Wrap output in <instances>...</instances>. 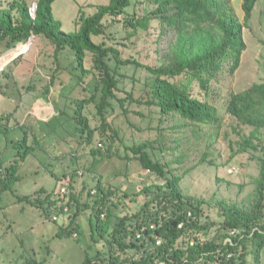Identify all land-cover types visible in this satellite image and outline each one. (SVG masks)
Returning a JSON list of instances; mask_svg holds the SVG:
<instances>
[{
  "label": "rangeland",
  "instance_id": "obj_1",
  "mask_svg": "<svg viewBox=\"0 0 264 264\" xmlns=\"http://www.w3.org/2000/svg\"><path fill=\"white\" fill-rule=\"evenodd\" d=\"M26 1L33 7L37 0ZM108 2L57 0L52 5V11L62 30L73 33L76 31L75 19L80 12L92 14L97 6ZM232 4L243 23L242 0H232ZM5 6L6 3L0 7ZM152 8L150 0H132L126 16L142 17ZM126 19L119 17L110 23L106 28V38L95 40H105L109 46L120 51L123 59H134L148 66L159 65L151 44L156 36L154 26L150 25L146 34L140 33V38L126 40V32L131 29L127 27ZM243 39L246 49L233 76H229L224 68L218 80L211 82L208 95L199 88L198 82L194 81L190 86L195 98L216 109L219 124L195 123L192 128L187 126L174 134H166L179 140L180 147L174 157L183 153L182 163L170 165L175 160L173 155L169 152L161 154L157 149L150 150L153 160L162 165L168 164L163 166L165 175L168 178L174 175L179 179L178 188L182 194L201 203L200 223L212 225V231L233 210L250 211L255 203L257 180L264 160V130H260L261 142L256 151L239 153L238 145L253 128L229 116L226 108L232 92L239 93L253 84L264 83V0L256 2L252 17L244 27ZM5 49L0 45V175H4L3 169L12 164L16 154L24 151L21 145L25 135L28 136L31 153L16 173L18 180L13 188L0 194V264H24L27 259L43 264H82L86 255L93 256L107 250L106 239L109 236L101 238L97 233L91 208L94 196H88L95 190L99 177L103 186L113 192L107 204L112 212V225L119 217L136 213L144 201L155 196L154 193L145 195L144 189L151 185H165V179L143 169L134 155L126 150L155 138L157 116L152 108L135 103L129 104L125 116L113 100L114 110L106 122L110 131H102L103 136L96 133L90 145L85 139L81 142L72 117L77 100L90 94L83 82L87 81L86 86L91 91L94 79L91 76L83 81L78 79L81 71L74 51L66 48L57 55L43 36ZM19 56L22 58L12 63ZM58 66L66 70L58 75L47 92L49 77ZM86 66L89 68V60ZM119 73L127 77L121 85L124 92L132 91L135 97L140 96L146 79L145 71L128 65L120 67ZM29 87L36 88L27 91ZM124 92L117 93V96L124 98ZM41 105L42 112L38 113L36 107ZM84 115L91 128L101 125L93 105L85 107ZM111 133H115L116 138H111ZM18 143L21 144L16 147ZM254 143L257 145L258 141ZM97 146L102 152L109 147L110 154L96 162L91 149ZM73 171H77L74 183L71 189L68 185L65 188L81 204L76 219L77 238L57 235L60 226H68V216L59 214L58 221L48 220L38 206L31 204L46 193L58 190V180ZM41 190L44 192L41 193ZM72 206L74 210L75 203ZM262 213L261 221L264 222V207ZM247 261L253 264L251 256L247 257ZM260 264H264V249Z\"/></svg>",
  "mask_w": 264,
  "mask_h": 264
},
{
  "label": "trees",
  "instance_id": "obj_2",
  "mask_svg": "<svg viewBox=\"0 0 264 264\" xmlns=\"http://www.w3.org/2000/svg\"><path fill=\"white\" fill-rule=\"evenodd\" d=\"M55 1L37 0L33 15V7L26 0H0V6L6 3L5 7H0V45L8 50L17 43L25 44L32 37L35 39L43 36L57 55L66 48L74 51L81 71L78 79L83 81L87 76L94 79L91 91L86 86L87 81L83 82L90 94L77 100L76 112L72 117L79 134L78 139L81 142L85 139L88 145L92 144L96 133L103 136L102 131H110L106 122L114 110L113 100L125 116L131 103L152 108L157 116L155 138L126 150L134 155L143 169L166 180L165 185H151L144 189L145 195L154 193L155 196L144 201L136 213L119 217L112 225V212L107 204L113 192L103 186L99 177L94 193L92 191L88 196H94L91 208L97 233L101 238L109 236L106 239L107 250L93 256L86 255L82 264H248V256L252 257L253 264H260L264 249V222L261 221L264 207V160L251 210H233L212 231V225L200 223L201 203L183 195L178 188L179 179L174 175L171 178L165 175L163 166L168 164L162 165L153 160L150 153V150L157 149L161 154L169 152L174 157L180 143L177 138L167 137L168 132L174 134L176 130H183L187 126L192 128L195 123L219 124L216 109L195 98L190 86L196 81L199 88L208 95L211 82L218 80L224 68L229 76L234 75L246 49L244 27L251 19L258 0H242L243 23L234 10L232 0H150L153 8L142 17L126 16L132 0H109L106 5L97 6L92 14L80 12L75 19L76 31L73 33L64 32L55 19L52 11ZM119 17L129 18L126 19V25L131 29L126 32V40L138 39L140 33L146 34L150 25L154 26L156 36L151 44L159 65L148 66L134 59H123L120 51L109 46L105 40H95L105 39L106 28ZM21 58L13 59L12 63ZM88 60L89 68L86 66ZM128 65L143 69L146 73L142 93L138 97L132 91L125 93L121 87L127 77L119 73V68ZM65 70L62 66L55 69L49 77L47 92ZM35 88L29 87L27 91ZM122 92L125 97L119 98L117 93ZM90 105L94 106L96 116L101 121L98 128H91L84 115L85 107ZM226 112L240 124L253 128L250 135L244 137L238 145V152L256 151L261 142L260 130H264V83L253 84L239 93L232 92ZM135 114L143 116L138 112ZM114 137L116 134L111 133V138ZM255 140L258 141L257 145ZM27 141L28 136L25 135L21 145L24 151H19L12 164L3 169L4 175H0V194L11 190L17 182L16 173L31 153ZM100 141L104 143V139ZM81 142L78 141L79 144ZM156 144L159 146L156 147ZM91 152L96 162L110 154L109 147L106 152H102L97 146ZM174 158L170 165L182 163L184 154L180 153ZM76 175L77 171L65 174L58 180V190L39 197L36 203L31 202L42 210L48 220L53 221V217L59 219V214L69 217L68 226L58 228L57 235L61 237L71 236L78 229L76 219L80 212V201L69 191L64 194L60 192V188L67 185L71 189ZM65 207L68 208L67 212H64ZM188 212L192 213L193 218L187 216ZM180 224L182 227L179 228ZM151 225H154L153 229ZM235 229L239 234L230 235ZM195 233L206 236L202 246L189 245L188 241ZM227 238H230L231 243L225 244ZM157 240H160L159 245L156 244ZM229 255L231 257L228 258ZM24 264L43 263L27 259Z\"/></svg>",
  "mask_w": 264,
  "mask_h": 264
},
{
  "label": "built area",
  "instance_id": "obj_3",
  "mask_svg": "<svg viewBox=\"0 0 264 264\" xmlns=\"http://www.w3.org/2000/svg\"><path fill=\"white\" fill-rule=\"evenodd\" d=\"M60 192L62 194L67 193L66 188L65 187H61L60 188ZM93 193H94V191H93ZM67 211H68V208L65 207L64 208V212H67ZM187 216L190 217V218H193L191 212H188L187 213ZM57 219H58L57 217H53V220H57ZM178 227L179 228L182 227V224H180ZM150 228L153 229L154 228V225H151ZM238 234H239V231L236 230V229L230 232V235H232V236H235V235H238ZM72 236L75 237V238H77L78 234L75 232V233L72 234ZM205 241H206V236L204 234L195 233L189 239L188 243H189L190 246H194V245H201L202 246L205 243ZM226 243H231L230 238H227L226 239L225 244ZM156 244L159 245L160 244V240H157ZM229 257H231V255H229L228 258Z\"/></svg>",
  "mask_w": 264,
  "mask_h": 264
},
{
  "label": "crops",
  "instance_id": "obj_4",
  "mask_svg": "<svg viewBox=\"0 0 264 264\" xmlns=\"http://www.w3.org/2000/svg\"><path fill=\"white\" fill-rule=\"evenodd\" d=\"M24 49L26 50V49H27V47H25ZM13 52H15V51H12V53H13ZM42 108H43V106H42V105H41V106H37V107H36V109H37V112H38V113H41V112H42ZM34 117H35V116H34ZM36 118H37V117H36ZM37 119H39V120L43 121V120H42V119H40V118H37Z\"/></svg>",
  "mask_w": 264,
  "mask_h": 264
},
{
  "label": "water",
  "instance_id": "obj_5",
  "mask_svg": "<svg viewBox=\"0 0 264 264\" xmlns=\"http://www.w3.org/2000/svg\"><path fill=\"white\" fill-rule=\"evenodd\" d=\"M35 9H36V4L33 6V9H32L33 15H34ZM32 39L33 37L29 41L31 42Z\"/></svg>",
  "mask_w": 264,
  "mask_h": 264
}]
</instances>
